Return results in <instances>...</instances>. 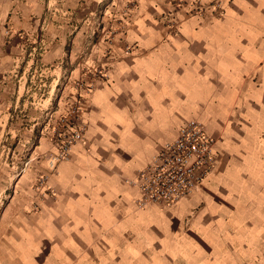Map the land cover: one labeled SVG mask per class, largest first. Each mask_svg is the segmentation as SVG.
Listing matches in <instances>:
<instances>
[{
  "label": "crops",
  "instance_id": "0c3cea01",
  "mask_svg": "<svg viewBox=\"0 0 264 264\" xmlns=\"http://www.w3.org/2000/svg\"><path fill=\"white\" fill-rule=\"evenodd\" d=\"M202 1L192 15L176 0H0V111L37 47L58 73L98 21L118 42L84 139L54 170L55 146L36 145L51 192L24 174L1 207L0 264H264V0ZM190 119L216 140L213 173L173 206L140 207L136 174Z\"/></svg>",
  "mask_w": 264,
  "mask_h": 264
},
{
  "label": "rangeland",
  "instance_id": "374dc122",
  "mask_svg": "<svg viewBox=\"0 0 264 264\" xmlns=\"http://www.w3.org/2000/svg\"><path fill=\"white\" fill-rule=\"evenodd\" d=\"M55 11L48 12L46 17L55 16ZM65 13L67 12L61 14ZM96 13L98 18L101 13ZM110 21L109 19L108 22ZM100 24L102 21H98L95 35L89 42H80L81 49L75 52L74 58H70V54L75 47L72 41H68L65 55L59 61L58 73H55L56 66L46 68L43 65L40 54L43 49L40 47H37L29 62L27 58L21 59L18 68L27 72V87L25 90L20 88L12 92L8 99L12 104L5 108L3 103L1 107L4 108L0 111V126L5 125V130L0 131V209L6 205L9 196L18 192L16 186L24 174L26 179L38 183L39 177H36L34 171V161L38 154L35 152L36 145L44 139L55 146L53 133L55 128L60 127V119L67 114L68 107L77 95L76 82L93 81L99 75V69L105 71L113 46L118 42L109 41V37L103 35L110 33L113 26ZM41 31L39 29L37 33ZM71 61L80 70L73 78L70 77ZM6 98L3 97V100L7 101ZM35 188L39 189L36 185Z\"/></svg>",
  "mask_w": 264,
  "mask_h": 264
},
{
  "label": "built area",
  "instance_id": "2783aa9c",
  "mask_svg": "<svg viewBox=\"0 0 264 264\" xmlns=\"http://www.w3.org/2000/svg\"><path fill=\"white\" fill-rule=\"evenodd\" d=\"M177 7L188 6L192 15L203 14L209 9L202 0H176ZM223 12L220 5L215 9ZM175 17V16H174ZM173 19L171 20H175ZM96 80L104 78L102 68ZM76 82L77 95L55 128L53 137L56 151L50 158L49 167L56 169L57 164L68 158L74 144L84 139L87 122L84 118L85 100L95 89V81ZM216 140L210 136L205 125L197 119H190L178 129L177 137L166 142L152 161L140 169L134 183L140 191L138 205L158 204L162 207L173 206L183 198L193 194L202 182L207 180L217 165ZM49 174L39 177L38 188L51 192L46 186Z\"/></svg>",
  "mask_w": 264,
  "mask_h": 264
}]
</instances>
